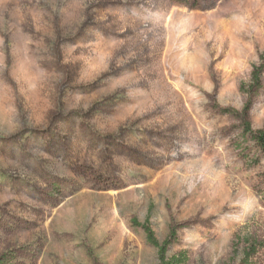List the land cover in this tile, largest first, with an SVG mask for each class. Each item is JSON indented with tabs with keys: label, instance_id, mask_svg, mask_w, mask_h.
<instances>
[{
	"label": "rangeland",
	"instance_id": "obj_1",
	"mask_svg": "<svg viewBox=\"0 0 264 264\" xmlns=\"http://www.w3.org/2000/svg\"><path fill=\"white\" fill-rule=\"evenodd\" d=\"M260 55L264 0H0L2 264H159L132 218L264 264V152L225 111Z\"/></svg>",
	"mask_w": 264,
	"mask_h": 264
},
{
	"label": "trees",
	"instance_id": "obj_2",
	"mask_svg": "<svg viewBox=\"0 0 264 264\" xmlns=\"http://www.w3.org/2000/svg\"><path fill=\"white\" fill-rule=\"evenodd\" d=\"M192 1L193 4L196 3V0ZM263 71L264 57L263 55H260L259 62L252 66L249 82L247 84H241L239 88L240 91H242L246 97L243 107L239 111L230 109L225 110L226 112L232 113L241 119L243 126V134H249L262 152H264V128L254 130L251 127V124L248 120V116L251 106L253 104V100L258 95L259 90L263 86L261 78V74ZM131 224L135 227H141L145 234V239L147 243L157 249V258L159 264H183L187 260L185 251H181L178 254L171 256L170 258H167L166 256L168 246L171 245L176 238V232L174 229L171 228L169 230L168 236L163 241L159 242L155 237L154 231L152 230L147 220H145L144 222H139L137 219L132 218ZM245 243L246 247L244 250V258L241 263L249 264V259L254 256L258 251L260 242H258L256 239H246ZM0 264H2L1 260Z\"/></svg>",
	"mask_w": 264,
	"mask_h": 264
}]
</instances>
